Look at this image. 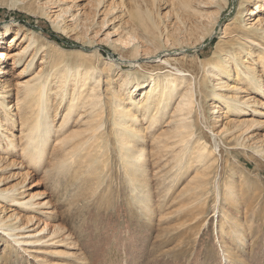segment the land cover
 Instances as JSON below:
<instances>
[{"label": "bare ground", "instance_id": "6f19581e", "mask_svg": "<svg viewBox=\"0 0 264 264\" xmlns=\"http://www.w3.org/2000/svg\"><path fill=\"white\" fill-rule=\"evenodd\" d=\"M29 1L0 0V5L10 7L19 5V9L26 10L31 15L50 19L54 29L64 33H67V30L62 27L61 21L70 18V22H77L80 19L81 12L77 9L80 7L78 3L83 0H48L42 8H38L40 12L35 10ZM106 1L92 0L88 3L90 5L95 3V18L101 14V6L106 8L102 13L103 19L95 24L100 26L101 31L107 28L106 32L101 33L99 30L92 33L94 37H103L101 42L114 45V49L122 53L121 61L132 67L130 71L120 70L116 61L109 59H104L106 69L100 70L99 65L94 66L92 62L93 58L99 57L98 51L93 52V50L92 54L83 50L73 51L74 57L67 58L61 53L64 49L56 45L54 49L57 55L47 57L44 53L48 50V46L42 43L33 31L20 26L15 29L11 23L6 24L1 30L0 162L2 160L11 166L12 163L10 164V160L5 156H15L20 151L22 158L30 167L41 170L43 161H47L50 157L48 162L54 164L55 170L51 172L55 175H59L60 170L62 173L69 170L68 174L74 176L73 168L78 166L77 171L81 170L80 176L84 175L87 181L98 184L99 188L103 184L106 173L109 176L112 175L110 171L114 169L115 159L119 161L116 167L120 165L125 172V180H128L130 184V197H133L134 202L141 203V210H148L151 208L152 200L148 178L150 168L153 166L150 163L151 154L165 152L163 156H166L171 152L172 159H167L171 165L168 172L171 171L176 176L179 173L185 176L192 167H195L194 160L200 166L194 179L182 193H179V197H183L186 193L191 195L189 206H193L195 212L192 221L200 220L210 193L215 190L217 199H220L222 194L219 192V184L211 177L219 169L216 159L217 145L211 146L205 135L201 137L197 135L200 131V127L197 126L199 123L197 107L200 105L198 95H204L217 102L211 105L213 106L212 121L208 126L202 124L214 137H222L232 125L240 132L243 130L242 137L250 134L254 127L264 125V122L256 118L260 117V114H263L261 110H264V102L261 100L264 98V20L260 19L264 13V0H256L255 10L250 9L249 12L242 11L237 14L238 16L249 14V18H246L243 23H239L238 18L235 17L225 28L224 39L231 30L230 27L236 24L235 30L229 35L235 36L231 38L225 51L221 52L222 48H219L211 58L199 59L203 67L202 71L204 70L206 74L204 80H199L200 74H193L183 63L179 64L175 57L168 55L164 59L160 58V51L162 52L164 47H166L165 52L177 49V46L188 47L191 43L176 45L174 42L182 34L190 32L189 35H192L193 29L201 25L203 20H212L215 22L212 30L197 41L200 44L204 43L207 37L214 35L215 27L219 23L217 21L219 15L214 12V17H210L208 10L217 8L219 13L228 6L229 0H177L174 5L177 15L173 19L164 21L163 25L154 16L156 0H152L150 5L147 3L141 5L136 0H131L133 5L128 7L129 20L118 21L119 26L115 24V20L109 19L117 13L118 4L111 3L105 6ZM248 1L251 0H245V3L249 4ZM255 19L257 23H254ZM84 28L86 30L81 32V38L84 43L94 46L92 38H87L90 29ZM77 29L78 26L72 32H76ZM115 37L117 39H114ZM19 41L20 43L17 44ZM14 43L16 47H19L16 52L11 50ZM250 47L252 50L249 51ZM245 53L251 56L247 64L243 62ZM43 54L42 67L34 71L27 80L17 82L15 93L17 107L12 106L13 97L9 90V82L7 79V82L4 81L5 76L10 74L7 71L10 59L15 66L24 63L25 68L18 74V77H22L34 67L36 57ZM141 61L160 65L153 70H146L144 62ZM115 69L122 71L116 74L121 80L117 84L113 83L116 78L114 77ZM262 72L263 76H258ZM102 73H105L106 82L101 77ZM225 77L235 80L234 86L229 87ZM105 83L106 87H104ZM111 83H113L112 87ZM227 91L230 92L226 95ZM225 111L227 114L224 116ZM166 112L170 113L166 131L157 134L156 124L165 118ZM253 115L252 121L247 119ZM57 118L59 122L58 127L55 128ZM221 120H227L226 127L215 134L211 128H218ZM18 125L21 126L19 136L16 131ZM149 137L153 145L150 150L146 145ZM239 140L240 137H234L236 145H240ZM261 141L264 143V138ZM252 150L257 152L258 157L263 156L264 149L253 147ZM167 162L164 164L165 167L168 166ZM77 174L78 172H75V175ZM168 181L170 183L168 188H172L171 185L177 179L175 180L173 175L171 178H164L161 180L160 188L158 187L167 197L169 189L164 191V187ZM225 186L228 185L225 184ZM223 192L229 196L232 188ZM23 195L24 193L16 191V187L10 190L0 189L2 203L6 201L10 204L29 206L31 207L29 211L33 213H37V210L42 208L41 202H35L36 197L31 196L29 199L21 200ZM48 205H51V202ZM180 211L182 210H178L177 214L181 215ZM243 212L247 219L252 216L251 207H247ZM42 213L46 216L50 212ZM219 214L218 212L220 218ZM223 216L227 217V213ZM225 217L221 224L223 232L226 229L225 225L231 220L236 228L231 241H239L238 247L245 248L244 243L239 240L242 239L243 233L239 222L236 223L232 218L227 220ZM35 218V214H32L28 221L9 226L8 221L0 217V235L3 238L13 239L11 242L14 246L17 245V248L11 247L10 257L0 255V261H2L0 264L14 263L21 257V251L28 256L27 259L32 260L31 264H45V261L40 262L36 256L29 254L27 248L37 242H46L47 248L51 249L50 246H54L60 233L51 231L47 237L38 240L32 239L35 235L23 234L22 230L26 227L19 224L29 226L36 220ZM186 221L191 222L189 217ZM37 223L40 224V222ZM185 225L181 223V226L186 227ZM23 239L27 242L21 241ZM44 239L48 240L43 241ZM226 240L224 237L223 240L218 241L223 250L221 264H239L240 262L244 264V256L238 257L236 249H231L230 243ZM65 245L66 251L58 253L57 264H63L61 260L74 256L70 253L73 242H66ZM40 251L45 252L42 249ZM170 255L179 256L180 252L166 254L167 257ZM229 259L232 260L229 261ZM29 260L22 263H29Z\"/></svg>", "mask_w": 264, "mask_h": 264}, {"label": "rangeland", "instance_id": "374dc122", "mask_svg": "<svg viewBox=\"0 0 264 264\" xmlns=\"http://www.w3.org/2000/svg\"><path fill=\"white\" fill-rule=\"evenodd\" d=\"M47 1L30 0L29 3L35 10H38ZM90 1L92 0H83L78 3L80 7L77 10L81 12V15L77 22H70V18L61 21V25L66 28L67 33L54 29L50 19L31 15L26 10L19 9V5L10 7L9 5L1 4L0 32L6 24L11 23L15 29L20 26L37 34L42 43L44 42L48 46V50L44 53L47 57L57 55L54 49L56 45L64 49L61 53L67 58L74 57L73 51L83 50L92 54L91 51L93 50V52L98 51L99 57L93 58L92 62L94 66L99 65L100 70L106 69L104 59L116 61L120 70H132L131 66L121 61L120 56H122V53L116 51L113 47L114 45L111 46L101 42L103 37H94L92 32L101 31L100 26L95 24L103 19L102 13L106 8L101 6L102 12L95 18V3L90 5L88 4ZM136 1L141 5H145V3L150 5L152 0ZM106 2L105 6L116 3L119 8L116 11L117 13L109 18L110 21L115 20V24L119 26L118 21L129 20L128 7L133 5L131 0H107ZM255 2L256 0H251L247 4L245 0H229L228 6H225L219 13L217 8L208 10L210 17H214V12L219 15L217 20L219 23L215 27L214 35L207 37L202 44L197 43L198 39L210 32L215 25L212 20L205 19L201 25L193 29L192 35H189L190 32L182 34L174 42L176 45L178 43H191L188 47L177 46V49L170 52H165L166 47H164L162 52L160 51V58L164 59L168 55H170L169 57H175L179 64L183 63L193 74H200L199 80H204L206 74H204V70L202 71L203 67L200 65L199 59L211 58L219 48H222L221 52L225 51L231 42V38L235 36L229 35L231 31L235 30L236 24L230 27L231 30L228 31L224 39L225 28L232 23V19L235 17L238 18L239 23H243L246 18H249L248 13L241 16L237 14L242 11L249 12L250 9L255 10ZM176 3L177 0L155 1L154 16L162 25L164 21L173 19L177 15V10L174 6ZM38 12L40 11L38 10ZM260 19L264 20V13L260 16ZM256 20H254V23H257ZM77 26V31L72 32ZM84 27L90 29L87 38H92L95 43L94 46L84 43L83 38H81V32L86 30ZM106 30L107 28L102 29L101 33H105ZM114 39L117 38L115 37ZM19 43L20 41L17 44ZM8 44L10 46V43ZM18 48L14 43L11 50L16 52ZM251 48H248L249 51L252 50ZM31 53L33 54L34 52ZM44 54L36 57L34 67L22 77H18V74L25 68L24 63L15 66L12 59H10L7 69L10 74L5 76L4 81L7 82L8 80L9 82V90H11L13 97L11 99L12 106L17 107L15 97L17 82L27 80L34 71L42 67L41 63L43 61L41 58ZM243 57L245 64L251 59L248 53H245ZM146 62H144V69L146 70H153L160 65ZM120 70L115 69L114 77L116 78H114V84L121 82L119 77L116 76L118 72H122ZM260 75L263 76V72L258 76ZM101 77L105 82L107 81L105 73H102ZM225 81L229 87L234 86L236 83L235 80L233 81L227 77H225ZM113 83H111V87ZM104 87H106V83ZM229 92L227 91L225 94L227 95ZM241 95L245 96V94ZM261 100L264 102V98ZM198 103L200 105L197 107V117L199 118L197 126L200 127V131L197 135L199 137L205 135L207 142L211 146L217 145L216 159L218 160L219 165L217 166L219 169L211 177L213 181L219 184V192L222 194V197L217 199L216 191L213 189L214 191L210 193L209 197L207 196V203L200 220L192 221L195 212L194 207L189 206V202L192 199L191 195L186 193L183 197H179V193H182L187 185L190 184V181L194 179L193 177L196 176L200 166L194 160L195 167H192L185 176H183V173H179L176 176V174H172L173 172H168L171 168L168 161L169 158L172 159L171 152L166 156H163L165 152L156 155L151 154L150 163L153 166L150 168L148 177L150 179V196L152 197L151 208L141 210V203L138 201L134 202L133 197L129 195L130 184L128 180H125L124 170L121 169L120 165L116 167L118 160L115 161L114 159L113 161L114 169L110 171V173L112 172L111 176L106 173L104 177L103 174V184L98 188V184L87 181L84 175L80 176L81 170L77 171L78 166L73 168L74 176L68 174L69 170L64 173L60 170L58 172L59 175H55V173L51 172V170H55L54 164L48 162L51 159L50 157L47 158V161H43L41 164L42 169L37 170L32 166L30 167L22 158L21 152L18 151L15 156H5L10 160V164L12 163L11 166L2 160L0 162V189L10 190L16 187L17 192L24 193L23 197L20 198L21 200L29 199L31 196L36 197L35 202H41L42 208L38 209L37 213H33V211H29L31 210L29 206L10 204L6 201L2 203L0 200V217L6 219L9 226H14L21 221H28V218L35 214L36 220L29 226L19 224L26 227V229L22 230L23 234L35 235L32 237L34 240L47 237L51 231L60 233L58 239L55 240L54 246H50L51 249L47 248L46 242H37V244H31L30 248L26 247L29 254L36 256V259L40 262L45 261V264L58 263V253L66 251V242H73L70 253L74 256L61 260L63 264H221L223 250L220 248L218 241L223 240L224 237L230 243V248L236 249L238 257L244 256V264H264V153L260 158L256 154L257 152L252 150L253 147L264 149V143L261 141L264 138V125L254 127L250 134L243 137L241 136L243 130L240 132L239 129L232 125L222 137L217 138L202 125L207 124L208 126L212 121L213 106L211 105H215L217 102L212 98H206L204 95H198ZM261 112L263 114L256 118L264 122V110H261ZM225 114H227L226 111L224 116ZM164 115L165 118L156 124L158 127L156 130L157 134L164 130L166 131L170 113L166 112ZM247 119L252 121L254 115ZM58 122L59 119L57 118L54 125L55 128L58 127ZM226 122L227 120H221L219 127L211 128L212 131L215 134L223 131L226 127ZM20 127L18 125L16 129L18 136L21 133ZM108 127L110 128V125ZM233 134L234 137H240V145H236V142H234ZM151 142L152 140L149 137L146 140L148 150L153 146ZM228 145L233 146L230 147ZM50 148L52 150L53 147L51 146ZM7 153L8 151L6 150ZM166 162L167 167L164 166ZM75 172H78V174L75 175ZM170 175H173L177 181L173 182L172 188H168V185H170L169 181L165 183L164 191L169 189L167 197L161 191L162 189H158V187L160 188L161 180L171 178ZM27 176L28 179H26ZM225 184L228 186L226 187ZM230 188H232L231 195L227 196L223 191ZM142 199L146 200V198ZM50 202L51 205H48ZM247 207H251L252 210V216L248 217V219L243 212ZM178 210H182L180 211L182 212L181 215L177 214ZM43 211L50 212L46 215L47 218L43 215ZM218 212L220 213V218ZM226 213L227 217H223L227 220L232 218L236 223L239 222L243 229L242 239L239 240L244 243L245 248L238 247L239 241H231L233 232L236 230L231 220L225 225L226 229L223 232L221 227L222 215ZM187 217H189L191 222L186 221ZM37 222H40V224ZM186 222L189 223L187 224ZM192 222L194 223L192 224ZM181 223H185L186 227L181 226ZM41 230H44V232H41L42 234L40 233ZM0 236V255L10 257L11 252L9 251L14 246L11 242L13 239ZM46 240L48 239L43 241ZM7 241L8 243H6ZM21 241L27 242L25 239ZM14 247L17 248V245ZM40 249L45 252L40 251ZM22 252L21 257L17 258L14 263L4 262L3 264H23L22 262H26L29 259ZM177 252H180L179 256H166L167 253L173 254ZM238 257H235V259L240 261L241 259ZM31 263L32 260H29V263L24 264Z\"/></svg>", "mask_w": 264, "mask_h": 264}]
</instances>
